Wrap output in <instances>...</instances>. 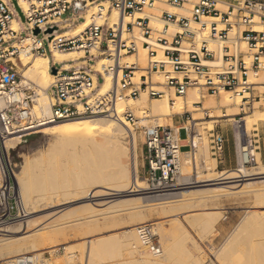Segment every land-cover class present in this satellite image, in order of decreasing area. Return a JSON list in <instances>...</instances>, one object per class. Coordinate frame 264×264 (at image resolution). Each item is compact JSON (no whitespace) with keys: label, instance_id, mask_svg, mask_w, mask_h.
I'll return each mask as SVG.
<instances>
[{"label":"built area","instance_id":"built-area-1","mask_svg":"<svg viewBox=\"0 0 264 264\" xmlns=\"http://www.w3.org/2000/svg\"><path fill=\"white\" fill-rule=\"evenodd\" d=\"M27 1L25 10L20 0H17L18 9L14 0H0V232L26 223L31 215L16 187V174L10 160L13 149L7 148L10 138L19 136L22 143L43 125L64 120L97 116L118 118L119 100L136 99L143 92L152 99L162 98L166 92L161 88L174 90L180 96L194 86L203 88L209 95L230 90L249 100L255 91L249 83V74L261 73L264 77V0H161L178 9L192 6L188 15L163 10L159 16L164 23L161 30L151 25L150 10L155 8L157 0ZM219 4L227 10L219 8ZM78 5L82 8L79 11ZM91 9L94 11L87 27L77 34L65 32L79 20L85 21V14ZM113 11L120 15L116 24L111 20ZM67 13H72V18L64 19ZM14 19L18 20L20 31L13 29ZM99 19L104 22L98 24ZM259 27L262 29L258 30ZM234 28L236 35L231 38ZM140 42L148 50L146 67L138 61L129 64L127 60L138 54ZM242 42L247 44V51L242 50ZM56 51L83 52L84 61L82 65L66 68V64L75 61L55 62ZM23 52L50 57L51 72L52 68L57 70L55 74L52 72L55 79L46 90L52 100L50 114L36 110L38 87L23 77ZM101 60H105L101 70L95 69ZM138 72L142 74L137 80ZM155 74H160L163 82L155 81ZM106 76L111 77L112 83L102 91ZM122 116L132 125L138 124L131 109L125 110ZM237 124L240 128L241 122ZM139 127L145 136V190L160 194L193 186V178L182 175L185 151L181 133H186L184 139L190 144L192 154L195 144L191 130L186 126L179 129ZM226 141L222 132H212L214 157L222 159ZM260 149V138H246L237 144V157L242 151L245 154V162L241 164L238 157V164L245 167L253 164L255 152L259 153ZM137 231L149 253L162 257L164 251L154 222L137 225ZM11 264L54 263L50 254L27 253L14 257Z\"/></svg>","mask_w":264,"mask_h":264},{"label":"bare ground","instance_id":"bare-ground-1","mask_svg":"<svg viewBox=\"0 0 264 264\" xmlns=\"http://www.w3.org/2000/svg\"><path fill=\"white\" fill-rule=\"evenodd\" d=\"M20 5L22 6L23 9L25 10L28 9L27 0H20ZM190 6L191 5H189L188 7ZM188 7L178 9L167 4L166 10L170 12H179L181 10L180 13L185 14V12L188 11ZM90 13L91 10L85 14L86 20L81 22L79 25H77V27L73 30L74 34H77L91 23ZM112 15H113L112 16L113 18L111 19L112 24H116L120 19V15L116 11H114ZM139 16L142 15L139 14ZM154 22L157 24L161 23V21L158 18L155 19ZM12 24L14 30L20 31V25L17 19H14ZM257 29L261 30L262 28L259 27ZM235 35L236 32L235 29H233L230 33V36L231 38H233ZM242 44L245 47L246 44L244 42ZM27 56H31L32 59L26 63L24 68H22V74L24 78L32 80L38 87L39 97L37 100L36 110L38 113L44 112L45 114H50L52 100L48 95V93L46 92V90L50 87V85L55 79V76L52 74L50 70L51 58L41 55H37L34 57L30 53L23 52L21 55V59ZM134 56L135 55H131L127 58L129 64H131L132 61L134 62ZM137 56L139 63L143 67H146L145 64L147 62V57H148L147 49L142 47L139 50ZM82 57H83L82 52L79 51L77 52L56 51L54 53L55 62L75 61L77 63L78 62L77 60H80ZM104 61L105 60H101L99 64L95 66V69L101 70L102 68L101 66ZM75 62L73 64H66L67 66L65 67L68 68L82 64V62H79L77 64ZM141 74L142 73L140 72L136 73L137 80L139 79ZM154 80L163 82V78L160 74H155ZM248 80L249 83L255 87V89H258L261 93H264V86L262 85L264 81L263 74L251 72L249 74ZM111 83H112L111 77L106 76V81L103 84L102 91L107 90L110 87ZM161 89L164 90V92H166V94L162 98H155L151 100L149 99L148 94L146 92H143L139 98L135 99L129 97L127 99L119 100L117 103V108L120 113V116L118 118H111L106 116L104 117L99 116L98 118L83 117V118L64 120V121L48 123L43 125L40 128V130L35 133L42 132L43 134L50 135L54 138L53 142L48 146L47 153H41V155H39L38 158H36L33 161L27 162V164L24 167L22 166L23 169L19 173V179H18V173L15 175L16 187L25 207L28 210H31L30 211L31 213H36L37 211H42L51 208V211H49V213L57 214L64 210L65 204L67 202L64 203L62 202V200L67 195L68 189L70 190V193H73L71 192L72 190L70 189V187H72L73 185L75 186L74 191L82 195L78 199L83 200L85 204H88L90 206L87 209L88 213L86 215H78V217L74 219L72 223L83 225L85 226L84 228H86L88 225L92 224L98 216L102 214L114 212V211H109L110 210L109 205L111 202H116L121 197L127 196L128 194L125 193H133L135 191H140L137 189V187H140L141 190H144L145 187L143 186V183L140 182L138 177V157H139L138 145L139 144L135 132L136 129H134L133 125L122 116V113L125 111L126 107H130L135 112L134 114H136L137 118L140 120L138 122L139 124L140 123L145 124V122L147 121L149 122L148 118L152 117V119L154 118L153 120L154 126H170L171 123L173 122L174 115L182 114L184 113V111L199 112L202 109L204 110L214 109V108L221 109L223 107L226 108V111L224 113L220 112L217 113V115H215L212 111L210 112L211 113L210 118H212L211 121L212 124L219 122L217 118H221V117H228L229 120L233 121L236 120L234 116L236 115L239 116L242 114L241 110L245 111V108L244 107L241 108V107L244 104H247V102L243 100V97L241 95H238L236 93L234 94V92L230 90H222L218 94V96L210 95L209 97H206V95L203 92L204 89L198 86L191 87L190 89L187 90L186 94L183 96L176 95L173 91H170V89L168 88H161ZM201 103H204V106H201L200 105ZM256 104H261V102ZM254 108L255 110H253L252 114H247L248 112L247 113L245 112L247 114L246 116L242 117L240 121L236 120L237 122L242 121V123L240 124V129L244 128L245 129L244 131H246V133H249L251 131L254 123L257 122L258 117H260V120H264V111L257 110L258 108L257 105H255ZM152 119H150V121ZM204 119L205 118L201 112L194 113V117L192 121L193 135L191 134V137L194 141V144L196 145L200 144V142L205 139L204 137H202L204 124H207V122L204 121ZM208 123H210V120ZM185 126L191 128L189 125H185ZM128 138H131L130 147H128L129 143H127ZM20 143H21V139L19 136L10 138L7 141V148L16 149L20 145ZM241 148H243V145ZM185 154L189 155L190 152L189 151L183 152V156ZM255 156L256 159L254 161V164L256 165L254 168L256 169L254 172H249L248 171L249 169L236 170L238 172H234L233 175L232 174L226 175L225 177H222L220 179L218 178L216 179L215 177H214L215 179L214 178L199 179L200 178L199 175L198 176L199 180L197 182L202 183L207 181L209 182L216 180H224L218 183H214V184H220L221 185L220 189H222L217 194V196H227V195H232V193L233 194L239 192L241 193L244 190L243 191L238 190L239 182L251 179L250 176L264 174V171L261 170V168H258L259 165L261 164L260 153L255 152ZM46 159L48 163L42 164V162ZM69 161L77 162L79 166L78 168H80V171L78 173L79 175L78 179H76L75 182L61 181L59 179L60 173L63 171L62 169L63 167H61V165L65 164V162L68 163ZM194 161H192L191 159H186V161H184L183 163V167L184 164L185 165L191 164ZM242 161L243 163L245 162L244 153L242 154ZM37 164H42V166H40L41 172H39V174L33 173L32 171L33 166ZM213 164L215 165V162ZM186 171H187L186 169L182 168V175H186L185 174ZM35 184L38 185L39 188H41V194H39V196L34 195V192L36 191ZM118 187H122V188H118ZM123 187H127V188H123ZM189 188L191 187H183V189L182 190L180 189L181 191L179 192L173 191V192L154 194L153 199H149V200L159 201V202L161 200H164L161 203L152 204L153 206L158 204L161 205V204H167L169 202H175L176 200H169V199L178 196H181L184 200L185 197L184 194H186L187 196L188 193L190 194L192 192L191 189ZM263 190L264 189L258 188V189H253L252 191L258 192ZM144 193H148V192H144ZM147 197L148 196H139L136 197L135 199L136 200L144 199V198L146 199ZM134 209L135 208H129L127 209V211L130 212L131 214H136L133 212ZM115 212L118 213L121 211L118 210ZM139 214L141 213L139 212ZM132 217L135 218V216H131V218ZM200 219H199L200 222L208 223L209 221L215 219V215L206 213L203 216H201ZM30 222L31 220L27 221V225H25V227L22 230H15L14 232L9 231L12 227H7L1 230L2 232H0V248L2 250L0 251V255L15 253L18 254L17 256H19L22 255L24 251H26L25 254L40 251L42 249L39 247H41V245L44 244V243L41 244L42 240L40 241V239L46 237L48 234L51 233L57 234V232L62 233L63 231V227L59 225L57 226L56 224L53 225L51 223H42L41 225H39L38 228L31 229ZM173 222L171 223L172 225ZM154 224L157 232L156 222H154ZM174 228H177V226ZM171 233H168V235L166 233L164 235L165 237L167 235V238L173 237L175 234L173 235ZM49 237L50 236H48V238ZM25 240H30V245H26L28 241L25 242ZM133 241L135 242L133 243ZM85 242L87 243L86 257H88L87 259L88 263L96 264L95 262L99 261V259H102L104 256L115 258L116 255H118L123 251V249L124 251L129 250L130 254H133V252L137 253L135 252L136 250H138L136 247L137 245L135 246V243H139V239L134 229L129 228L124 231L123 238L120 241L116 240L114 237L111 238L109 237L108 239L104 240L101 239V236H97L95 238H91L90 240H85ZM50 243L52 242H49L48 244ZM140 244L143 248L147 250V252H149L147 247L144 245L142 241ZM25 245L27 246L28 250H24L25 248L23 249ZM161 246L164 251L163 254L164 257L162 256L156 258L153 257L151 253L149 255L145 253V251H143L146 254V256L141 255L142 258L137 260L131 258L133 261L131 260L129 263L128 262H124V263L125 264H175L177 262L175 249L169 246L168 244L163 247V244L161 243ZM237 253L228 262L222 261V263L246 264L243 261L245 257L247 258L249 257V255L245 253L246 255L244 254L245 255L244 257L242 255V252L241 254L240 253L237 254ZM14 255L11 258L6 259L4 261L0 260V262L11 264L13 263V257H15ZM188 260H189L188 264H206V262H204L202 258H194L191 257L190 255H188ZM247 263L251 264L250 262Z\"/></svg>","mask_w":264,"mask_h":264},{"label":"rangeland","instance_id":"rangeland-1","mask_svg":"<svg viewBox=\"0 0 264 264\" xmlns=\"http://www.w3.org/2000/svg\"><path fill=\"white\" fill-rule=\"evenodd\" d=\"M193 1L196 2L197 0H193ZM14 3L16 5V8L18 9L19 6L17 0H14ZM166 6H167L166 2L157 0L155 8L153 10H150V13L153 14L151 25L158 30H161L163 28L164 23L161 22L160 24L162 25H160L155 23L154 20L157 18L160 20L159 16L161 15L163 10H166ZM188 6L189 5H186V7ZM218 7L221 8L222 10H227L225 6L218 5ZM191 8L192 6L188 7V9ZM93 11L94 9H91L90 14H92ZM186 13L187 12H185V14ZM186 15H188V13ZM137 16H139V14ZM20 17L23 21L25 20L22 13H20ZM63 18L64 19L72 18V13L65 14ZM100 21L97 20V22H100L102 24L104 22V19H100ZM81 22H83L82 19L79 20V22H77L76 24H73L67 29H65V32H72ZM234 29L236 32L237 29L236 28ZM135 33L138 35L139 30L136 29ZM242 43H241L242 45L241 47L243 48L242 50L247 51V44L245 43L246 45L244 47ZM142 47L144 46L142 42H140L139 50ZM82 55L84 57L83 52ZM137 55L138 54L134 56V61L139 62ZM31 59H32L31 56L23 57L21 59L22 63H24L23 66H25L26 63ZM148 60H149V56L147 57V62L145 64L146 66L148 64ZM77 61H78L77 63H79L84 60L81 59ZM170 91L174 92V90H170ZM203 92L206 95V97L210 96L209 94H207L206 91L203 90ZM149 99L153 100L152 98ZM243 100L248 102L247 104H244L241 107V108L244 107L245 111L241 110L242 112L241 115L234 116V118H236L237 121L241 120V118L246 116L247 114H252L253 110H255L254 108L255 105L258 106L257 110L264 111V104H263L264 93H261L258 89H255L254 94L249 100L246 99ZM259 102H261V104H256ZM200 105L204 106V103H201ZM128 108L131 109L130 107H126V109ZM211 111L215 115H217V113L220 112L224 113L226 111V108L223 107L221 109L219 108L205 109V110L202 109L199 112L184 111V113L182 114L174 115L173 122L170 125L171 127L176 129L185 125H189L191 128L189 127L188 128L192 132L193 129L192 121H193L194 113H200V112L205 118L204 121L207 122V124H204L203 136H202L205 139L201 141L200 144L198 145L195 144V152L189 155L185 154L184 156L182 154L183 163L184 161H186V159H191L192 161L196 159L191 164H186V165L184 164V167L182 164V168L187 170L185 172L186 176H191L195 181V184L193 185L194 187L191 186V188H189L191 189L192 192L190 194L188 193L187 196L186 194H184L185 196L184 200L181 196H178L169 199V200H176L175 202H169L167 204H161V205L158 204L153 206L152 204L161 203L164 200H161L160 202L151 201L149 199H153L154 194L144 193L147 192L145 189L141 190L140 187H137V189L140 191H135L133 193H125L128 195L125 197H121L116 202L110 203L109 211H114V212H110L98 216L92 224L84 228L85 226L79 224H73L72 221L76 219L78 215H86L88 213L87 209L90 205L85 204L83 200L78 199L82 195L75 192L74 191L75 186L72 185L70 189L72 190L71 192L73 193H70V190L68 189L67 195L62 200V202L64 203L67 202L65 204L63 211L57 214L55 213L52 214L49 213V211H51L50 208L42 211H37L36 213H31L28 219V221L31 220L30 222L31 229L38 228L39 225H41L42 223H51L53 225L56 224L57 226L59 225L63 227L62 233L59 232H57V234L51 233L48 234L46 237L40 239V241L42 240L41 244L44 243L43 245H41V247H39L42 250L33 253L34 254L42 253L40 254V256L43 255L48 256L50 254L54 264H72V263L87 264L88 263L87 260L88 257H86L87 243L85 242V240H90L91 238L101 236V239L104 240L108 239L109 237L110 238L114 237L116 240L120 241L123 238L124 231L129 228H133L139 239V243H135V246L137 245L136 247L138 249L135 252L139 253L140 257L139 254L137 253L133 252V254H130L129 250L124 251L123 249V251L118 255H116L115 258L104 256L102 259H99V261L95 262L96 264H121V263L125 264L124 262L129 263L132 259L137 260L142 258L141 255L146 256L145 253L150 255V253L147 252V250L143 248L140 244L141 240L139 238L136 229L137 225L145 222H156L157 233L160 237L163 247L168 244L169 246L175 249L176 258H177V262L175 264H188L189 262L188 255L194 258H202L203 261L206 262V264L208 263L223 264L222 261L228 262L231 258H233L236 255L237 252H238L237 254L239 253L241 254L242 252V255L244 257L246 254L249 255V257L247 258L245 257L243 261L246 264H248L247 262H250L251 264H264V190L258 191L259 193L252 191L253 189H258V188L264 189V174L250 176L251 179L239 182L238 190H242V191L244 190V191L241 193L239 192L240 194L232 193V195H227V196H217V194L222 189H220L221 186L220 184H214L224 180H216L209 182L207 181L202 183L197 182L199 179L202 178L208 179L215 177L216 179L217 178L220 179L222 177H225L226 175H231V174L233 175L234 172H238L236 170L249 169L248 170L249 172H254L256 169L254 168L256 165L254 163L246 167L240 164H236V165L234 164V166L230 168L225 167L224 163H220L221 159L214 157L211 151V134L213 131H220L226 136V138L228 139L226 146L229 144L232 147L231 149L232 151H234L233 148L234 138H236L238 145L246 138H250V139L254 137L256 139L260 138L261 149L259 153L261 158V164L259 165L258 168H261V170L264 171V120H260V117H258L257 122L254 123L251 131L249 133H246V131H244L245 130L244 128L241 129L238 128V124L236 120L231 121L229 120L228 117L217 118L219 122L212 124L211 122L212 118H210ZM245 112L248 113L246 114ZM98 117L99 116L93 118H98ZM188 117L190 118L189 121H188ZM148 119L149 122L147 121L145 122V124L138 123L137 125H133V128L136 129L135 132L139 144L138 145V149H139L138 177L140 182L143 183V186L145 188L147 187L146 161L144 159L145 136L143 134V129L139 127V125L153 126L154 118L152 119V117L151 118L149 117ZM150 119L152 120L150 121ZM209 120L210 123H208ZM139 121L140 120L138 119V122ZM181 136L182 138H184L186 136V133L182 131ZM53 140L54 138L52 136L43 134L42 132H38L27 137L26 140H24L16 149L11 150L10 160L13 165L15 174L18 173V179H19V173L21 172L23 167L27 164V162L35 160L36 158L39 157V155H41V153H47L48 146L53 142ZM130 140L131 138L127 139V143H129L128 147H130L131 145ZM187 142L188 141L181 143L183 144ZM242 145L243 144L241 143V147ZM239 148L240 146L238 147V149ZM224 154L225 153H223V155ZM242 154L243 152L240 153V155L238 156L241 164H243ZM223 155L222 158L224 157ZM214 162L215 165L213 164ZM47 163H48L47 159L42 162V164H47ZM42 164H37L33 166L32 168L33 173L39 174V172H41L40 166H42ZM61 167H63L62 168L63 171L60 173L59 176V179L61 181L75 182L76 179H78L79 176L78 173L80 171V168H78L79 166L77 162H72V161H69L68 163L65 162V164L61 165ZM199 175L200 178L198 179ZM118 188H122V187H118ZM123 188H127V187H123ZM182 189L183 188H181V190ZM181 190H177L176 192H179ZM39 194H41V188H39V186L36 185V191L34 192V195L39 196ZM139 196H148V197L146 199L144 198V199L136 200L135 198ZM129 208H135L133 212L136 214H131L130 212H128L127 209ZM118 210L121 212L118 213L115 212ZM139 212L141 214H139ZM206 213L215 215V219L209 221L208 223L200 222L201 216H203ZM131 216H135V218L134 217L131 218ZM172 222L173 225L171 224ZM25 225H27V222L22 225H13L11 226L12 228L9 231L14 232L15 230H22L25 227ZM176 226L178 229L174 228ZM166 233L167 235L168 233L175 235L173 237L167 238V235L166 237L164 235ZM48 236H50L51 238L50 237L48 238ZM25 242H27L26 245H30V240H25ZM49 242L52 243L48 244ZM134 242L135 241H133V243ZM26 245L23 247V249L25 248L24 250H28ZM1 250L2 249L0 248V251ZM143 251H145V253ZM23 253L25 254L26 251H24ZM14 254L15 253L0 255V260L4 261L6 259H9ZM17 255L18 254H15L14 256L17 257Z\"/></svg>","mask_w":264,"mask_h":264},{"label":"crops","instance_id":"crops-1","mask_svg":"<svg viewBox=\"0 0 264 264\" xmlns=\"http://www.w3.org/2000/svg\"><path fill=\"white\" fill-rule=\"evenodd\" d=\"M226 1H228V2H232L233 0H226ZM181 141L182 142H186L185 141V139L184 138H182V136H181ZM227 141H228V139H227ZM227 141H226V143H227ZM234 146H233V148H234V151H232L231 149H232V147L228 144L227 146H226V144H225V149H224V157L221 159V161H220V163H224V166L225 167H233L234 166V164L236 165V164H238V157H237V153H236V145H237V141H236V138H234ZM183 148H184V151L185 152H188V150H189V148H190V144H188V143H183ZM233 153H234V155H233Z\"/></svg>","mask_w":264,"mask_h":264},{"label":"water","instance_id":"water-1","mask_svg":"<svg viewBox=\"0 0 264 264\" xmlns=\"http://www.w3.org/2000/svg\"><path fill=\"white\" fill-rule=\"evenodd\" d=\"M80 9H82V8L78 5L77 6V11H79ZM38 32H39V30L36 31V33H38ZM52 72L55 74L57 72L56 68H52Z\"/></svg>","mask_w":264,"mask_h":264}]
</instances>
